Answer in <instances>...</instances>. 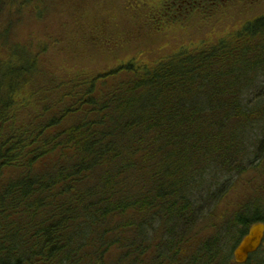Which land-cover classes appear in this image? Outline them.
Segmentation results:
<instances>
[{"label":"trees","instance_id":"trees-1","mask_svg":"<svg viewBox=\"0 0 264 264\" xmlns=\"http://www.w3.org/2000/svg\"><path fill=\"white\" fill-rule=\"evenodd\" d=\"M52 1L0 0V23L14 6L51 13ZM171 1L155 19L184 15ZM74 2L58 4L66 36L0 46V264H120L112 248L125 264L150 249L149 262L228 264L218 239L188 258L179 247L204 174L233 176L258 156L242 145L264 136V15L155 61L94 69L80 58L96 26L82 19L78 40ZM258 221L257 208L236 213L232 246Z\"/></svg>","mask_w":264,"mask_h":264},{"label":"rangeland","instance_id":"rangeland-1","mask_svg":"<svg viewBox=\"0 0 264 264\" xmlns=\"http://www.w3.org/2000/svg\"><path fill=\"white\" fill-rule=\"evenodd\" d=\"M59 2L60 0H53L51 13L42 16H37L31 7L22 9L21 12H18L15 6L12 7L4 14L0 23V31L4 32L6 28L9 31L6 38L0 39V46L6 48L7 45L3 42H10L32 45L34 48L60 33L66 36V30L71 27L67 21V26H63L66 18L60 13ZM167 2L168 0H75L73 17L79 21L75 28L79 33L78 40L79 37L84 38L79 27L82 25V19L96 26L94 37L90 38L96 43L90 44V53L82 56L81 61L89 59L87 61L94 69L113 66L120 60L134 58L155 61L183 47L215 40L264 15V3L250 7L238 5L209 10L197 5L183 12L184 15L179 18L164 22L159 18L155 19L156 15L152 14L159 9L155 6L168 4ZM166 10L170 14L174 13V16L178 15L171 11L172 9ZM99 27L106 29L104 34H100ZM83 48L85 47L81 49ZM51 52L53 53L52 50ZM46 56L44 62L47 63L48 60L59 57L52 54ZM258 91L251 90L250 97L248 95L243 99L244 104L252 103L251 99L254 100L255 97L253 94ZM260 134L255 130L249 131V141L242 145L246 155L252 157L258 154L256 159L252 158V163H249V160L244 162L246 169L243 172L231 176L211 169L212 171L204 174V185L200 180L201 183L192 189L190 199L196 216L191 217L193 222L188 225L186 231L188 249H185V253H189L196 247L195 244L203 239H218L222 249L219 260L223 261L224 256H230L231 260L234 248L231 241L237 231L239 232V228L232 223L235 214L242 212V206H249L257 208L264 217V136ZM88 249L83 251H89ZM115 249L110 250L108 261L113 259L112 262L125 264L124 261L121 262L119 252ZM170 263L175 262H158ZM248 264H264V243L248 260Z\"/></svg>","mask_w":264,"mask_h":264},{"label":"flooded vegetation","instance_id":"flooded-vegetation-1","mask_svg":"<svg viewBox=\"0 0 264 264\" xmlns=\"http://www.w3.org/2000/svg\"><path fill=\"white\" fill-rule=\"evenodd\" d=\"M264 3V0H172L171 3L169 4V7L171 9V7L173 5H176L175 6V10L177 9L180 13L182 11H188L189 8L193 7V6H204V10H209V9H212V8H225L227 6H238V5H247V6H252V5H259V4H263ZM245 206H242V212H245L246 209H247V206L244 208ZM260 223H263L264 224V221H258ZM258 222H255V223H258ZM253 223V224H255ZM251 224L250 227L253 225ZM249 227V228H250ZM249 228L247 229V232L249 230ZM246 232V234H247ZM245 234V235H246ZM243 235L239 241L237 242V244L234 246L233 248V251L234 249L238 246V244L240 243V241L242 240V238L245 236ZM200 242H202L204 244V239L201 240ZM264 243V236H263V239L261 241V244L259 245V247L257 248L256 252L259 251V249L262 247ZM187 242L185 243V245L183 247H179V250H180V253L182 255L183 258H188L189 256H191V254L196 250V248L198 247V244L199 243H196L195 244V248H193L189 253H185V249H188L187 247ZM169 249V248H168ZM174 249V248H172ZM156 249H150L149 251H147V253L143 254L142 258L143 259H146V261L144 262H141V263H138V264H158V262H149L148 259L151 258V256L155 257L156 256ZM150 252L152 254H150ZM252 253L248 256V259L244 262V263H236L234 260H233V253H232V257H231V260L229 261L228 264H248V260L251 259V257L256 253ZM170 264H178V263H170ZM204 264V262L202 263Z\"/></svg>","mask_w":264,"mask_h":264},{"label":"water","instance_id":"water-1","mask_svg":"<svg viewBox=\"0 0 264 264\" xmlns=\"http://www.w3.org/2000/svg\"><path fill=\"white\" fill-rule=\"evenodd\" d=\"M264 236V224H253L247 234L242 238L238 246L233 251V260L236 263H244L248 256L256 252Z\"/></svg>","mask_w":264,"mask_h":264}]
</instances>
